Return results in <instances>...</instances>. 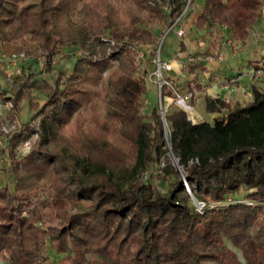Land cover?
<instances>
[{
    "label": "trees",
    "instance_id": "16d2710c",
    "mask_svg": "<svg viewBox=\"0 0 264 264\" xmlns=\"http://www.w3.org/2000/svg\"><path fill=\"white\" fill-rule=\"evenodd\" d=\"M128 1L145 15L129 14L124 22L104 0H0V44L16 45L24 54L31 51L27 42H36L47 49V71L50 56L62 46L84 53L52 84H36L27 74L18 77L11 95L0 90L13 110L28 100L33 111L10 136V154L31 132L39 138L21 158L13 152L9 162L15 179L35 175L38 182L20 191L0 183V257L6 264H46L48 244L73 260L61 264H241L223 245L226 238L245 264H264V87L251 84V99L243 103L205 98V110L216 113L210 121L191 123L181 109L168 106L164 130L157 104L147 114L137 109L146 72L134 62V47L152 45L156 36L135 23L165 22L166 14L145 0ZM184 3L172 0L170 14ZM262 3L203 0L193 25L207 36L204 53L220 46L225 29L241 46ZM104 33L114 41L110 52ZM182 69L192 74L204 71V64ZM197 87L189 82L185 89ZM33 89L45 94L41 105L32 102ZM169 94L162 86L161 95ZM85 111L90 116L82 122ZM75 117L79 133L70 141L58 138L57 131ZM36 118L33 129L29 120ZM114 123L131 146L129 161L103 137ZM56 139L57 148L48 150L45 144ZM160 156L162 191L137 180ZM240 188L246 191L243 201L222 204ZM189 194L204 203L202 212L193 209Z\"/></svg>",
    "mask_w": 264,
    "mask_h": 264
},
{
    "label": "rangeland",
    "instance_id": "374dc122",
    "mask_svg": "<svg viewBox=\"0 0 264 264\" xmlns=\"http://www.w3.org/2000/svg\"><path fill=\"white\" fill-rule=\"evenodd\" d=\"M99 1L100 0H98V2ZM104 1L112 5V8L117 14L118 18H120L124 22H127L129 14L135 15L136 17H143L145 15V12L143 10L134 7L132 3L128 0H104ZM202 1L203 0H191V3L189 5V12L186 15L185 23H184L186 27L189 26L190 22L191 24H193L192 22L194 17L193 14L199 11V9L202 6ZM145 4L152 8H159L157 3L151 4L150 0H145ZM164 23L165 22L161 20L144 19L142 22H136L135 26L138 28L152 30L156 34L157 33L156 28ZM105 33L102 34L101 39L103 40L104 45L107 47L106 51L110 52L111 45L114 44V41L109 40V36ZM206 38H207L206 34L204 32L199 33V31L196 30L194 25H191L187 30V32L185 33V35L180 39L179 38L177 39L174 32L169 31L166 34L164 38V42L162 44L161 57L164 59H167L166 57H174L175 55L174 53L177 50L181 51L180 49H187L189 50V53L202 50L204 46H206L205 43ZM227 38L229 37L224 35L223 33L222 37L220 38V46H222L224 50L227 51L230 55L232 54L235 57L239 58L240 56L238 54L241 46L238 43L233 42L230 38H229L230 39L229 43H227L226 42ZM256 38H258V41L260 39V48L258 49V52H261L260 53L261 55L259 56L258 60L256 61L250 60V61L255 62L256 65H260L264 63V40L262 36H257ZM154 43L152 45H138L134 47V48L137 47L142 49L144 56H146L145 57L146 59L143 63L145 72L146 70L150 69L152 66L150 62V58L152 55V48L154 46ZM5 44L6 43L0 44V51H4L6 53H15L18 51V47L13 44L12 45L15 47L11 46L10 51H8L9 49L5 50L3 47ZM26 46L29 47L26 50H31V51L30 52L27 51L24 54L22 53V56L20 57V60L16 66L14 67L9 66L7 68L4 66L2 67L0 66V90H4L7 96L11 95L17 89L18 81H19L18 77L26 76L28 74L32 77V80H35L36 84H39L41 81H46L48 84H52L53 80L56 78V76H58V74L66 73L71 70V66L75 58H77L78 56H84V53L80 48L72 47L69 45L62 46L61 48H59L58 51H55V53H53V55L50 56L49 59L50 71H47L46 70L47 49H44L42 47H37L36 42L30 40L27 42ZM173 66H174L173 67L174 71L167 74L169 80L171 81L180 80V82H184L182 84L189 83L190 80L185 79L187 78V74H189L188 70L184 71V69L182 68L178 69L176 64H174ZM138 67L140 68V66ZM16 70L18 71V73H16ZM103 74H106V72H104ZM7 75L12 79L10 84H7V82H5V78L7 77ZM29 96L33 98L32 102L38 105H41L45 100V94L41 93L38 89H33L29 93ZM6 99L7 98L5 99L0 98V101ZM8 100L10 101L11 104L10 107L8 109L3 110V112L0 114V129L1 126L3 125L10 127L7 132H2L0 130V183L1 185L6 186L11 191H20V190H26L31 186H33L36 182H38V177H36L35 175H22L20 178L15 179L11 173L9 166L10 155L14 152L17 158H21L32 147L37 146L39 138H38V133L36 131L31 132L28 135V137L21 139L13 146L12 148L13 152H11L10 154V144H9L10 136L12 135L13 132L18 131L21 128V126H23L22 125L23 123L28 121L33 111L30 108L28 100H23L18 110H13L12 102L10 99ZM157 103H158V95L156 93L154 86L146 82L144 95H142L141 99L137 103V109L139 113L147 114L150 108L155 106ZM162 103L166 110L168 109V106H175L174 101L164 98H162ZM95 111L99 113L98 116H101L98 108ZM83 114L84 117L81 118L82 119L81 121L87 122L90 114L89 112L86 111L85 113L83 112ZM201 120H207V119H205V117L202 116ZM29 122H30L29 123L30 126H32L33 129H38L37 126L38 118L31 119L29 120ZM118 128L119 125L114 123V125L108 127L107 131H104L103 137L110 143L112 148L121 149L125 154H127V159L129 161L132 151L131 146L129 145L128 141L122 139L119 136ZM79 131H80L79 120L77 117H75L74 123L70 122L57 131V137L64 138V140L70 141V139H72V136L77 135ZM58 140L59 139H56L53 142H48L47 144H45V147L48 150L57 148V146L59 145L57 143ZM167 156L169 158V153H167ZM162 167H165V160L163 156H160L155 162L149 164L147 168L143 169L141 172L138 173L137 180L140 182H149L156 189L161 191L164 190L166 184L165 181L161 179L162 177H164ZM245 193H246L245 189L240 188L238 191L227 195L222 204L228 202H241L243 201V196L245 195ZM189 196L191 197L190 194ZM192 203H193V199L191 198L190 204L193 207ZM23 214L26 213L23 212ZM222 243L227 249H229L235 254L237 260L241 264H245L243 258L241 257V253L239 249L232 246V244L226 238H223ZM46 247H47V256H48V262L46 264H61V263H67L73 261L71 257L66 256L64 254H58L53 249H49L48 244L46 245ZM0 264H6L4 263L1 257H0Z\"/></svg>",
    "mask_w": 264,
    "mask_h": 264
},
{
    "label": "built area",
    "instance_id": "2783aa9c",
    "mask_svg": "<svg viewBox=\"0 0 264 264\" xmlns=\"http://www.w3.org/2000/svg\"><path fill=\"white\" fill-rule=\"evenodd\" d=\"M151 4L157 3L159 8L166 14V21L161 26H158L157 33H156V39L154 46L152 48V55L150 58L151 62V68L146 70L145 74V81L150 83L152 86H154L156 93L158 95V103H157V111L159 114V117L161 119L163 129L166 128V123L164 121V113L166 111L165 107L162 103V98L172 100L174 101V105L181 109L185 114L186 118L191 123H196L198 121H201V117L196 114L194 106L190 103V100L193 96V90L191 89H184V90H178L176 89L171 81L168 78V73H171L174 71V64H176L177 68H182L187 63L192 62H201L204 65L215 62V61H221L222 60V53L219 46L215 50H210L207 53H204V50L206 48H203L202 50L195 51L193 53H177L174 55V57H170L167 59H164L161 57V49L162 44L164 42V38L166 34L169 31L174 32L177 39L183 37L185 33L187 32V27L184 24L185 18L187 13L189 12V5L190 0H185V3L183 4L181 10L174 16L170 14V9L172 7V0H150ZM257 16L264 20V2L259 7L257 11ZM222 29H225L224 26H222ZM229 38L226 39V42L229 43ZM22 56V53H19L18 51L15 53H6L4 51H0V66L9 67V66H16L20 60V57ZM146 56H144L143 50L140 48H134V61L135 63L140 66V68H143V63L145 61ZM145 70V69H144ZM16 73L18 71L16 70ZM250 76L255 79H261L264 80V64L257 65L250 70ZM12 79L10 77L5 78V82L7 84H10ZM236 82L235 76H230L227 78L222 86L224 88H227L228 86L234 84ZM168 87L170 90V94L166 96L161 95V87ZM145 103V102H144ZM10 101L8 99L0 101V114L3 112V110L8 109L10 107ZM10 127H7L6 125L1 126L2 132H7ZM26 143V142H25ZM191 163V162H190ZM183 187L188 192L187 187L183 183ZM192 198V197H191ZM193 199V209L197 212H202L204 209V203L201 201H197L194 198Z\"/></svg>",
    "mask_w": 264,
    "mask_h": 264
},
{
    "label": "crops",
    "instance_id": "0c3cea01",
    "mask_svg": "<svg viewBox=\"0 0 264 264\" xmlns=\"http://www.w3.org/2000/svg\"><path fill=\"white\" fill-rule=\"evenodd\" d=\"M262 1L264 2V0ZM200 10L201 8L198 12L193 14V23L195 21V18L199 15ZM191 25L193 24H191L190 22L187 30ZM223 32L224 35L228 36L229 38L231 37L228 30L225 29ZM257 36H262L264 40V20H261L258 16L257 20L249 27V35L241 45L238 54L240 56L239 58L235 57L232 54L231 56L227 51L224 50L223 47H220L223 57L221 61H215L204 65V71L196 69L192 74H187V78L185 79L191 80V78L194 77V80H191L189 82L191 84L198 85V87L194 88L193 91V106L196 114H198L201 118L202 116H204L205 119L210 120L216 115L215 112H208L205 110V98H219L227 103H243L251 99V84H256L264 87L263 81L252 78L250 76L251 68L257 66L255 62H251L250 60L256 61L261 55V52H258V49L260 48V39L258 41V38H256ZM11 46L13 45L6 43L3 47L5 50L9 49L8 51H10ZM204 48L206 47L204 46ZM177 53H189V50H177L174 54ZM230 76H235L236 82L228 86L227 88H224L222 84ZM174 83L179 89H185L188 84H182L184 82H180V80L174 81Z\"/></svg>",
    "mask_w": 264,
    "mask_h": 264
},
{
    "label": "water",
    "instance_id": "95a60500",
    "mask_svg": "<svg viewBox=\"0 0 264 264\" xmlns=\"http://www.w3.org/2000/svg\"><path fill=\"white\" fill-rule=\"evenodd\" d=\"M169 153V159L173 165V167L175 168V170L178 172V174H180V171H179V167L177 165V160L176 158L173 156V154L171 152H168Z\"/></svg>",
    "mask_w": 264,
    "mask_h": 264
}]
</instances>
